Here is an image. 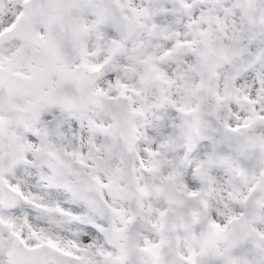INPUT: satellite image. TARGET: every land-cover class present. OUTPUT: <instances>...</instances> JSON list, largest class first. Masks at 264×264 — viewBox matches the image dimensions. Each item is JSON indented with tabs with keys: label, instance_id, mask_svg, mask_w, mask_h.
<instances>
[{
	"label": "snow or ice",
	"instance_id": "1",
	"mask_svg": "<svg viewBox=\"0 0 264 264\" xmlns=\"http://www.w3.org/2000/svg\"><path fill=\"white\" fill-rule=\"evenodd\" d=\"M0 264H264V0H0Z\"/></svg>",
	"mask_w": 264,
	"mask_h": 264
}]
</instances>
